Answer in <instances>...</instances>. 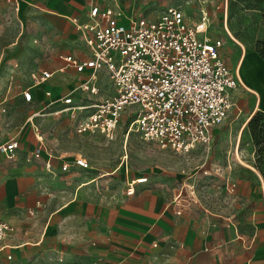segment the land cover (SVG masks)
<instances>
[{
    "label": "crops",
    "instance_id": "1",
    "mask_svg": "<svg viewBox=\"0 0 264 264\" xmlns=\"http://www.w3.org/2000/svg\"><path fill=\"white\" fill-rule=\"evenodd\" d=\"M96 1L0 0V27L11 23L36 27L35 48L42 57L40 66L29 71V83L20 95L0 101L1 112L25 104L32 107L12 129L6 118L0 124V142L10 136L19 141L15 158L0 163V220L13 228L3 240L0 264H264V188L252 206L249 201L248 216L241 219L196 203L185 204L180 215L175 210L172 216L161 193L147 187L148 174L146 182L136 184L134 193L126 195L124 182L121 190L105 184L104 176L112 171L85 175L82 167L73 164L60 170L62 155L46 143L34 121L57 114L54 111L61 104L52 103L44 115L29 117L48 100L44 90L57 97L66 93V81L73 88L74 72L63 69L62 56L89 58L77 25L90 20L94 5L121 11L122 23L144 17ZM41 69L53 71L51 78L32 87L31 100H24L22 90L31 85L30 73ZM234 70L241 84L232 90L233 98L248 102L243 110L247 115L264 111V56L244 48ZM94 84L98 91L106 87L101 98L112 92L105 68L96 72ZM80 92L89 93L78 91L77 95ZM39 141L53 154L50 171L43 167L47 151L39 158L29 157Z\"/></svg>",
    "mask_w": 264,
    "mask_h": 264
},
{
    "label": "built area",
    "instance_id": "2",
    "mask_svg": "<svg viewBox=\"0 0 264 264\" xmlns=\"http://www.w3.org/2000/svg\"><path fill=\"white\" fill-rule=\"evenodd\" d=\"M120 15L121 11L111 8H90V20L77 25L89 58L62 56L63 69L74 72L73 88L57 97L44 90L48 100L29 120L44 115L48 106L59 102L61 107L54 113L69 117L78 134L99 133L112 140L122 114L127 112L131 117L125 140L133 131L144 141L182 154L208 144L212 129L228 117L234 105L232 90L241 81L219 53L223 41L206 33L207 12L201 10L200 16L191 20L180 7L169 6L153 18L141 16L126 23L119 21ZM102 68L107 71L112 92L95 102H80L78 91L98 92L94 79ZM52 74L46 69L32 71L31 85L22 90L24 100L30 101L32 87L41 86ZM126 107L132 108L127 111ZM18 147L15 136L1 141L0 163L14 159ZM43 151L48 149L39 141L29 157L39 158ZM52 156L49 153L43 163L47 171L52 169ZM72 164L82 168L90 165L87 157L76 154L72 161L62 162L60 170L66 171ZM146 180L145 175L125 178V194L132 195L135 185ZM175 213L180 214V209ZM12 229L0 220V249Z\"/></svg>",
    "mask_w": 264,
    "mask_h": 264
},
{
    "label": "rangeland",
    "instance_id": "3",
    "mask_svg": "<svg viewBox=\"0 0 264 264\" xmlns=\"http://www.w3.org/2000/svg\"><path fill=\"white\" fill-rule=\"evenodd\" d=\"M96 3L119 7L132 16H155L169 6H179L191 20L197 19L203 9L208 14L206 33L223 41L219 53L231 69L237 66L242 49L255 50L260 55L264 52V8L254 11L258 8L245 7L247 4L264 7V0H98ZM37 32L30 25H1L0 101L19 96V91L29 83V71L40 66L42 57L35 48ZM63 89L68 92L72 87L66 81ZM106 91L103 87L96 94L80 92L77 99L83 103L95 102ZM233 101L228 117L215 127L211 141L184 154L144 141L133 131L125 140L124 132L131 117L127 112L122 114L112 140L99 133H76L71 121L61 112L36 118L34 122L46 143L64 161H72L76 154L87 157L90 167L81 168L85 175L112 171L104 176L105 184L112 190H121L126 176L148 174L151 179L147 187L161 193L172 216L177 209L182 213L185 204L196 203L213 207L215 213L241 219L248 216L250 203L252 206L264 188V111L247 115L243 110L248 108V102L235 97ZM31 108L25 104L21 109L0 111V124L6 118L7 127L11 128L23 121Z\"/></svg>",
    "mask_w": 264,
    "mask_h": 264
},
{
    "label": "trees",
    "instance_id": "4",
    "mask_svg": "<svg viewBox=\"0 0 264 264\" xmlns=\"http://www.w3.org/2000/svg\"><path fill=\"white\" fill-rule=\"evenodd\" d=\"M245 7H248V8H258V9H262V8H264V7H262V5H249V4H247ZM262 54V56H264V52H261Z\"/></svg>",
    "mask_w": 264,
    "mask_h": 264
}]
</instances>
